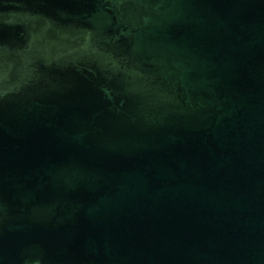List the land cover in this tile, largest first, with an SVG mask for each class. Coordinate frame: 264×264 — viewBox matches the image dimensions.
Returning a JSON list of instances; mask_svg holds the SVG:
<instances>
[{"label": "water", "instance_id": "water-1", "mask_svg": "<svg viewBox=\"0 0 264 264\" xmlns=\"http://www.w3.org/2000/svg\"><path fill=\"white\" fill-rule=\"evenodd\" d=\"M0 264H264V0H0Z\"/></svg>", "mask_w": 264, "mask_h": 264}]
</instances>
